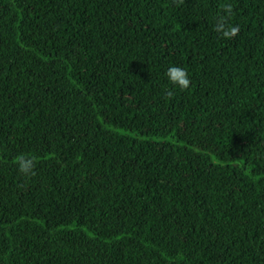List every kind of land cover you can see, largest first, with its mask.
<instances>
[{
  "label": "trees",
  "instance_id": "1",
  "mask_svg": "<svg viewBox=\"0 0 264 264\" xmlns=\"http://www.w3.org/2000/svg\"><path fill=\"white\" fill-rule=\"evenodd\" d=\"M0 264H264V0H0Z\"/></svg>",
  "mask_w": 264,
  "mask_h": 264
},
{
  "label": "clouds",
  "instance_id": "2",
  "mask_svg": "<svg viewBox=\"0 0 264 264\" xmlns=\"http://www.w3.org/2000/svg\"><path fill=\"white\" fill-rule=\"evenodd\" d=\"M178 3L182 4L183 0H177ZM233 16V7L230 3L225 4L222 8V14H218L215 21L214 30L219 33L224 39H232L239 33V26H232L229 20ZM166 75L169 82L172 85L177 86L181 91L186 90L191 85L192 81L189 78L188 72L177 66L170 67ZM166 97L171 99L173 97V92L171 90H166ZM16 164L19 172L24 176H35L36 168V158L32 156H27L24 154L19 155L16 158Z\"/></svg>",
  "mask_w": 264,
  "mask_h": 264
}]
</instances>
